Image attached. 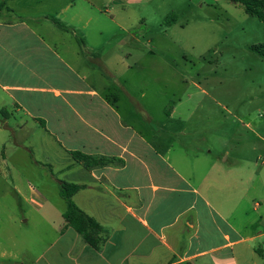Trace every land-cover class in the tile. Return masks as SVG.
<instances>
[{"label":"crops","instance_id":"obj_1","mask_svg":"<svg viewBox=\"0 0 264 264\" xmlns=\"http://www.w3.org/2000/svg\"><path fill=\"white\" fill-rule=\"evenodd\" d=\"M166 2L0 0L3 163L9 161L2 147L12 143L32 152L27 139L41 134L44 162L58 187L61 178L82 185L74 201L106 230L97 248L90 245L67 224L66 208L18 175V200L36 203L47 225L29 232L26 243L13 230H2L8 242L0 247V264H264V196L254 205L261 210L258 218L247 212L249 192L264 195V177L258 189L252 176L264 171V155L258 156L261 162L229 164L226 140L220 152L191 149L179 127L152 126L128 80L120 82V72L128 76L134 69V52L124 43L135 37L107 32L146 20ZM178 2L186 9L209 5ZM241 21L246 33L250 22L246 16ZM238 118L255 132L253 149L259 150L264 135L257 119L249 112ZM72 151L113 161L87 167Z\"/></svg>","mask_w":264,"mask_h":264},{"label":"rangeland","instance_id":"obj_2","mask_svg":"<svg viewBox=\"0 0 264 264\" xmlns=\"http://www.w3.org/2000/svg\"><path fill=\"white\" fill-rule=\"evenodd\" d=\"M178 1L167 0L161 9H152L146 20L128 21L123 28L107 32L129 40L130 36L135 37L134 41L124 43L134 52V69L128 76L120 72V82L128 80L129 89L150 116L152 126L162 130L179 127L185 132L181 141L191 149L220 152L226 140L229 164L235 159L261 162L258 156L264 155V143L257 145L259 150L253 149L258 138L238 117L246 112L252 114L260 125L257 130L264 135V116L260 115L264 113V57L248 48L264 43V23L244 13L240 4L231 0H220L218 4L206 0L209 5L193 4L187 9ZM222 5L227 12L219 7ZM241 16L250 22L246 33L242 30ZM175 105L177 111L170 119L168 113ZM35 134L27 139L32 152L22 147L15 149L12 143L5 149L2 147L9 163L4 165V155H0L1 248L8 242L2 238V230H13L26 243L29 232L47 225L39 216L36 203L30 198L18 200L19 194L14 189L18 175L42 195L56 200V205L66 208L56 174L44 162V140L41 134ZM11 138L13 142L15 137ZM249 169L247 175L252 173ZM263 173L252 175L258 189ZM263 196L258 191L249 192L247 212L252 218H258L261 210H255L254 205L263 203ZM33 198L41 203L39 198ZM9 216L16 221H8Z\"/></svg>","mask_w":264,"mask_h":264},{"label":"trees","instance_id":"obj_3","mask_svg":"<svg viewBox=\"0 0 264 264\" xmlns=\"http://www.w3.org/2000/svg\"><path fill=\"white\" fill-rule=\"evenodd\" d=\"M244 6L247 13L264 22V0H235ZM251 49L264 57V43L251 46ZM5 110H2V114ZM74 159L81 161L87 167L108 164L112 158L87 155L80 151L71 152ZM82 185L61 180L59 182L60 195L66 202L63 216L68 225L72 226L90 245L98 247L104 239L105 228L92 216L81 209L73 199V195L81 189Z\"/></svg>","mask_w":264,"mask_h":264}]
</instances>
